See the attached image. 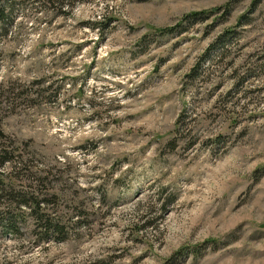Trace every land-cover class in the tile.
Instances as JSON below:
<instances>
[{"label": "rangeland", "instance_id": "obj_1", "mask_svg": "<svg viewBox=\"0 0 264 264\" xmlns=\"http://www.w3.org/2000/svg\"><path fill=\"white\" fill-rule=\"evenodd\" d=\"M2 5V127L28 160L0 173L67 234L23 206L7 230L0 196V264H264V0ZM31 83L32 106L7 90Z\"/></svg>", "mask_w": 264, "mask_h": 264}, {"label": "trees", "instance_id": "obj_2", "mask_svg": "<svg viewBox=\"0 0 264 264\" xmlns=\"http://www.w3.org/2000/svg\"><path fill=\"white\" fill-rule=\"evenodd\" d=\"M2 1L3 0H0V23H2L4 26V24L6 23L5 21L7 14L5 12L6 5H2ZM34 1L40 2L41 0H34ZM232 6H233V2H229L228 4L225 5L224 13H222L223 16L230 15L233 8ZM61 7H63V5ZM218 10H222V7H219L217 10L190 12L184 15V17H182V19L179 20L175 25L160 30L159 29L155 30L157 32L156 34L163 36L167 33L174 32L178 28H184V23L187 21L188 23H197L200 21H204L210 18L211 16L215 15ZM10 11L12 12L13 9L11 8ZM228 33H231V31H227V33H225V36H227ZM211 48L212 47L210 46L208 50H210ZM206 58L207 56L204 58V60ZM201 63L202 62L198 63L197 66L194 67L193 73H196L198 71L199 67L201 66ZM33 86L34 85L32 83L29 85L24 84L19 87H13V88H11L8 85L7 90L8 91H11V89L15 90L17 92L16 94L19 99L24 100L25 104H29V106H32L35 105L39 96L38 92L33 89ZM14 98H16V96ZM3 118L4 117L0 113V165L13 163L14 167H16L17 164L22 165L26 163L28 159H25L24 149L20 147V145L18 144V140L8 135L4 131L2 127ZM0 175L2 176V177L0 176V196L3 195L8 196L9 198L12 199L13 203L15 204L14 206L12 205V207L8 209L10 213L6 212L4 216L6 219L5 220L6 229L12 232L18 231L19 227L17 226V221L19 220V217H18V212H16V210L20 209L23 206L29 209L30 212L29 214L33 217L36 223L37 230H40L43 234H46V236L47 235L61 236L58 238L64 240L67 234L65 230L66 223L63 222L62 218L57 220L56 217L52 218V216L49 213H47L46 206L51 204L50 200L47 198L40 199L38 196H35L34 194L30 195V193L28 192H23V190L16 188L13 179L11 177L4 176L1 173ZM80 216L77 215V219L75 221L76 224L82 223Z\"/></svg>", "mask_w": 264, "mask_h": 264}]
</instances>
